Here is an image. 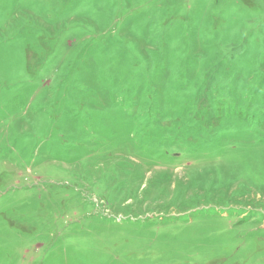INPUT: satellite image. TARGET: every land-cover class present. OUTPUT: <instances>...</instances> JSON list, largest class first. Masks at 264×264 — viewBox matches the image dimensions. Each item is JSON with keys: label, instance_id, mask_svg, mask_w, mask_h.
<instances>
[{"label": "rangeland", "instance_id": "1", "mask_svg": "<svg viewBox=\"0 0 264 264\" xmlns=\"http://www.w3.org/2000/svg\"><path fill=\"white\" fill-rule=\"evenodd\" d=\"M0 264H264V0H0Z\"/></svg>", "mask_w": 264, "mask_h": 264}]
</instances>
